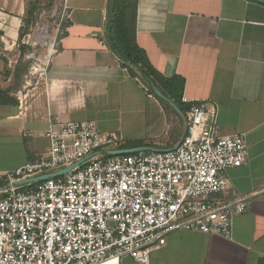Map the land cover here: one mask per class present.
Wrapping results in <instances>:
<instances>
[{"label": "crops", "instance_id": "obj_1", "mask_svg": "<svg viewBox=\"0 0 264 264\" xmlns=\"http://www.w3.org/2000/svg\"><path fill=\"white\" fill-rule=\"evenodd\" d=\"M48 1L69 12L59 50L45 69L32 70L23 58L29 64L15 85L19 31L34 0H0V87L10 97L0 104V171L45 151V132L56 120H92L101 132L120 134L121 147L174 149L184 117L111 49L109 0ZM131 12V40L157 88L181 108L182 96L213 103L220 134H245L244 162L226 171L229 191L257 193L234 216L228 237L172 231L151 251L150 264H264V5L136 0ZM103 264L139 263L123 256Z\"/></svg>", "mask_w": 264, "mask_h": 264}, {"label": "built area", "instance_id": "obj_2", "mask_svg": "<svg viewBox=\"0 0 264 264\" xmlns=\"http://www.w3.org/2000/svg\"><path fill=\"white\" fill-rule=\"evenodd\" d=\"M68 18L65 3L38 12L20 41L30 69H45L58 52ZM181 102L185 130L172 150L108 155L121 147L120 134L103 133L92 120L51 123L45 151L0 171V264H98L123 256L150 264L151 251L172 231L228 237L234 216L257 195L230 193L226 176L245 160V134H220L213 103ZM82 159L60 176L12 186Z\"/></svg>", "mask_w": 264, "mask_h": 264}, {"label": "trees", "instance_id": "obj_3", "mask_svg": "<svg viewBox=\"0 0 264 264\" xmlns=\"http://www.w3.org/2000/svg\"><path fill=\"white\" fill-rule=\"evenodd\" d=\"M40 1L41 0H34V2L31 5H29V7L26 10L25 16L23 18L24 25L19 31L18 46L20 49V55L13 72V80L15 82V85L18 84L21 75L27 70L29 64L28 61H24L23 59L25 53L28 50V47L20 43L21 37L27 31L28 26H30L35 21L36 16L41 9L49 11L52 7V3L49 2L48 0H47L48 2L45 5H42ZM135 1L136 0H109L107 39L113 52L120 57V59L129 69L132 75H137L136 70H138L139 75L144 80L155 83L154 75L150 72V70L147 67L142 66L144 65L143 63L144 60L141 50L138 47H136V45H134L133 41L131 40L130 19H129L130 16H127L125 12V8L130 7L131 5L133 8ZM8 93H9L8 88L3 89L0 87V104H4L6 100L10 99ZM158 99L166 107L173 110L168 103H166L160 98ZM181 110L184 111L185 108H181Z\"/></svg>", "mask_w": 264, "mask_h": 264}, {"label": "water", "instance_id": "obj_4", "mask_svg": "<svg viewBox=\"0 0 264 264\" xmlns=\"http://www.w3.org/2000/svg\"><path fill=\"white\" fill-rule=\"evenodd\" d=\"M261 4L264 5V0H255ZM150 85L152 87L153 93L155 94V96H157L158 98L162 99L163 101H165L166 103L169 104L170 107H172L173 110H175L181 117H183V111L181 110V108L175 104L173 101H171L170 99H168L155 85L154 82H150ZM139 151H162L159 149H156L152 146H147V145H139V146H134V147H120V148H114V149H107L106 153L108 155H121V154H130V153H135V152H139ZM88 158V157H86ZM85 158V159H86ZM84 159L79 160L75 163H73L72 165L65 167L59 171H55V172H51V173H46L43 175H39L36 177H30V178H26V179H22L20 181H17L15 183L12 184V186L15 185H20V184H26V183H30V182H37V181H42L45 180L47 178L50 177H56V176H60L66 172H68L70 169H72L76 164L82 162Z\"/></svg>", "mask_w": 264, "mask_h": 264}, {"label": "rangeland", "instance_id": "obj_5", "mask_svg": "<svg viewBox=\"0 0 264 264\" xmlns=\"http://www.w3.org/2000/svg\"><path fill=\"white\" fill-rule=\"evenodd\" d=\"M47 2H48L47 0L44 1L42 5H45ZM51 8H52V7H51ZM131 9H132V5H131L130 7L125 8V12H126L127 16H131V13H132V12H131ZM129 18H130V17H129ZM119 146H122V145L120 144Z\"/></svg>", "mask_w": 264, "mask_h": 264}, {"label": "bare ground", "instance_id": "obj_6", "mask_svg": "<svg viewBox=\"0 0 264 264\" xmlns=\"http://www.w3.org/2000/svg\"><path fill=\"white\" fill-rule=\"evenodd\" d=\"M115 260H117V259L115 257H112V258H109V259H107V260H105L103 262H100L98 264H103V263H106V262H109V261H115Z\"/></svg>", "mask_w": 264, "mask_h": 264}]
</instances>
